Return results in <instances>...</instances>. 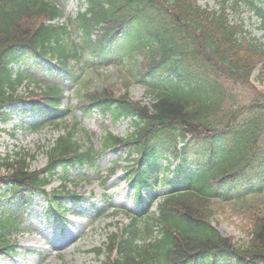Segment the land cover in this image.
Listing matches in <instances>:
<instances>
[{
  "label": "trees",
  "instance_id": "trees-1",
  "mask_svg": "<svg viewBox=\"0 0 264 264\" xmlns=\"http://www.w3.org/2000/svg\"><path fill=\"white\" fill-rule=\"evenodd\" d=\"M66 1L0 0V121L11 118L7 106L27 103L46 120L33 131L62 132L44 169L31 170L35 156L25 151L0 156L9 188L0 197L17 207L0 215V246L60 166H96L92 134L79 121L66 124L69 82L78 84L83 117L130 120L125 138L103 126L100 151L139 154L130 168L136 200L141 190L171 187L158 216L131 215L122 236L98 250L103 264H264V92L253 84H264V9L252 0H219L217 10L196 0H82L85 11L72 18ZM240 4L259 17L261 38L231 19ZM118 68L128 74L120 86L90 89L92 75ZM132 84L147 102L134 100ZM164 158L178 162L175 171ZM226 214L241 216L245 241L213 226Z\"/></svg>",
  "mask_w": 264,
  "mask_h": 264
},
{
  "label": "rangeland",
  "instance_id": "rangeland-1",
  "mask_svg": "<svg viewBox=\"0 0 264 264\" xmlns=\"http://www.w3.org/2000/svg\"><path fill=\"white\" fill-rule=\"evenodd\" d=\"M202 7L210 9L218 8V0H196ZM264 2V0H260ZM264 8V7H263ZM80 7L77 0H70L66 5V14L75 17ZM241 20L245 24L244 29L252 33L253 37L260 38L262 32L258 30L259 20L246 8H242ZM232 18L238 19L236 14H232ZM86 62V57H85ZM88 69H84L82 77L89 74ZM91 75V74H90ZM125 71L120 69L108 71L102 73V75H92V86L100 87L107 83H114L118 86L121 85V78L126 77ZM83 82V81H82ZM255 86L264 91V85ZM131 94L134 100L147 102L144 98L142 88L137 85L131 87ZM68 98L64 101V104L72 108V112L69 113L66 118L68 125L74 123L75 120H79L82 123V127L92 133L96 137L97 147H100L99 137L102 135L103 127L102 123L109 127V130L115 134L126 136L130 134V123L121 122L114 125L108 119L104 121L99 115L92 116L90 118L81 119L80 110L76 108L77 98L72 90V87L68 89ZM13 118L6 124H0V154L14 155L18 152L26 151L30 155H34L35 159L31 162L32 170L42 169L46 163L44 151L50 147L54 140L58 137L59 133L52 130H45L38 133H32L28 130H24L21 125L29 126L36 122L35 116L37 112H32L27 119L21 120L20 113L13 108ZM125 159V156L122 157ZM122 163V162H121ZM119 163V165L121 164ZM116 163V158L110 153L105 154L99 164L101 173L91 175L89 182H80L77 187L69 186L74 190L76 194H81L84 201L77 207L72 208L68 203H65L66 210L75 211L79 217H75L72 214L67 215V221L73 226L68 225L72 230L67 228L60 234V227H58L53 218L45 217L43 208L46 206L45 199L42 196H38L34 199L33 204L29 211V221L26 226L23 227L22 233L17 238L19 247H16V255L14 259H0V264H101L104 262V256L98 258L96 256V250L107 244L108 237L115 233H119L122 229V225L127 224L128 221L123 215L109 216L116 210L131 208L135 209L138 206L132 204L133 192L128 187L126 182L127 177L125 174L124 166H119ZM117 167V173L110 181L105 182L103 177L109 172V170ZM119 166V167H118ZM80 176L78 172H74L70 175V179L77 183ZM59 183H54L48 190H54ZM108 190V191H106ZM167 190V189H165ZM105 192H109L112 196L111 203L105 202ZM107 205H106V204ZM0 204H5V201H0ZM104 211V214L97 215L95 212L100 209ZM156 208L151 209V213H154ZM72 212V211H71ZM74 214V213H73ZM75 214V215H77ZM98 217V218H97ZM95 218H97L95 220ZM241 219L238 215L228 214L218 216L216 221H213L214 226L226 236H230L241 241L243 235L239 231V223ZM92 222H95L92 225ZM67 223V222H66ZM68 224V223H67ZM75 233H79L75 240H71ZM46 233L45 237L43 234ZM50 242H48V240ZM57 243L59 249L53 244ZM64 246V247H63ZM27 250H32L26 252Z\"/></svg>",
  "mask_w": 264,
  "mask_h": 264
},
{
  "label": "bare ground",
  "instance_id": "bare-ground-1",
  "mask_svg": "<svg viewBox=\"0 0 264 264\" xmlns=\"http://www.w3.org/2000/svg\"><path fill=\"white\" fill-rule=\"evenodd\" d=\"M43 235H44L45 237H47V236H46V233H44ZM47 240H48V242H49V239H47ZM54 246L57 247L58 245H57V244H54ZM59 248H60V247H57V249H59Z\"/></svg>",
  "mask_w": 264,
  "mask_h": 264
}]
</instances>
